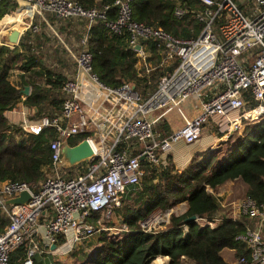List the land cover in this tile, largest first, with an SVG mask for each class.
I'll list each match as a JSON object with an SVG mask.
<instances>
[{"label":"built area","instance_id":"built-area-1","mask_svg":"<svg viewBox=\"0 0 264 264\" xmlns=\"http://www.w3.org/2000/svg\"><path fill=\"white\" fill-rule=\"evenodd\" d=\"M12 1L18 3V8L25 4L32 9L28 30L35 35L42 32L34 22L36 17L44 18L47 13L64 20L84 19L89 29L100 23L113 34L129 36L139 77L164 74L155 90L145 96L132 83L111 88L94 72L93 54L86 40L78 51L65 45L73 69L65 76L60 109L51 108L33 121L31 108L24 105L28 96L22 95L7 111L6 115L19 117L16 125L23 131L50 129L57 138L50 144L51 167L39 188L0 182V209L9 219L6 230L0 232V264H10L11 253L24 242L30 245L24 264H34L41 241L51 253L59 239H64L66 255L103 231H115V227L93 224L91 219L102 216L111 220L122 206L126 186L144 176L142 158L161 166L178 144L197 143L215 119L222 131L264 120V0H200V7L192 12L204 27L198 38L189 40L133 21V0H116L113 6L103 9H84L77 0ZM113 10L115 18L111 17ZM175 14L183 18L186 10L178 7ZM148 43L160 51L158 65L149 60L145 50ZM189 102L198 103L199 113L194 118L183 111ZM162 109L166 111L156 114ZM172 110L181 113L183 126L170 133L159 132L160 123ZM231 113L237 114L236 120ZM84 134L89 136L86 140L94 158L73 168L64 167L65 143ZM23 192L31 195L26 204H5ZM234 205L236 212L232 215L196 216L194 222L201 228L215 229L229 219H246L251 227L237 240L250 255L238 258L234 264H264V203L257 205L245 198ZM182 206L151 215L141 224L142 229L147 234L157 231ZM185 212L184 207L181 214Z\"/></svg>","mask_w":264,"mask_h":264},{"label":"trees","instance_id":"trees-1","mask_svg":"<svg viewBox=\"0 0 264 264\" xmlns=\"http://www.w3.org/2000/svg\"><path fill=\"white\" fill-rule=\"evenodd\" d=\"M77 1L84 9H103L116 2ZM18 7L17 2L4 0L0 6V20ZM178 7L186 10L183 18L175 14ZM195 7H200V0H133L132 19L161 28L175 38L189 40L198 38L204 27L192 12ZM111 17H116L115 10L111 11ZM5 20L0 23L2 30ZM15 22L16 29L23 32L21 17ZM31 40L28 31L18 47L0 46V182L25 183L39 188L50 170V144L57 134L50 129L27 133L13 124L6 113L21 100L26 87L31 92L24 105L37 108L35 117L51 108L60 109L66 78L43 65ZM87 43L93 54L94 72L105 85L118 89L125 83H132L144 96L155 90L162 74L138 76L127 34H113L99 23L90 29ZM16 72H19L17 85L12 82ZM88 137L87 134L79 135L68 143L77 146ZM142 164L144 176L126 186L122 206L115 210L124 231L101 232L96 248L85 252L81 246L80 252L78 248L70 254L75 264H152L157 258H169L170 264H228L224 259L226 252H234L235 258L250 255L246 246L237 240L251 227L246 219H229L215 229L201 228L186 220L192 216H223L218 192L231 182H242L246 198L257 205L264 203V120L247 124L241 136L235 133L209 155L196 156L183 171L176 169L171 160L166 166H154L146 161ZM183 204L186 212L171 214L162 229L150 234L142 229L141 224L154 212L169 213ZM8 225V217L0 212V232ZM62 245L65 241L60 238L56 247ZM29 247V242H24L15 249L10 255V264H24ZM34 264L63 263L54 261L42 244L34 256Z\"/></svg>","mask_w":264,"mask_h":264},{"label":"crops","instance_id":"crops-1","mask_svg":"<svg viewBox=\"0 0 264 264\" xmlns=\"http://www.w3.org/2000/svg\"><path fill=\"white\" fill-rule=\"evenodd\" d=\"M217 1H220V0H217ZM22 13H24V16H22ZM31 15H32V10L29 8V6L22 4V6L20 8H18L16 13H14L10 18L8 17L5 20L4 25H3V30L0 29V42L2 41L1 37H2L3 33L10 31L11 29L12 30L16 29L15 25L17 22H15V21L17 20L18 16L21 17V21H22L21 25L24 26V30H26L29 27V24H30L29 19H30ZM34 22H35V24H39L41 26V28H42L41 34L35 35L32 31H30L28 29L26 32H28V31L31 32V37H32L31 42L35 43V46H36L35 47V54L38 57H40V59H41L40 53L43 52V48L46 49V51H44L45 55L52 57L53 54L57 53L58 48H60V47L62 48V45H64V47L66 45L69 48H71L72 50L78 51L82 47L83 43L86 40H88L90 29L88 27L87 21L84 19L73 17V18L64 20V19L58 18L57 16H55L53 14L47 13L44 15V18L36 17ZM24 30H23V32H24ZM23 32L21 31L22 37L25 35V34L23 35ZM61 38H64V41ZM18 46H19V44L16 47H18ZM151 47H154V50H151ZM145 50L149 56L150 62H152L154 65H158L160 63L159 62V52H160L159 49L154 44L148 43L145 46ZM43 63H44V61H43ZM43 65H45V64H43ZM72 69H73V66H72V63L70 62V66H69V68H67V70L70 72V74H71ZM48 70H50V69H48ZM50 71H52V70H50ZM157 73L162 74V76L164 74V72H157ZM159 80H160V78L158 79V81ZM197 106H198V103H196V102L185 103L183 106V111H184L185 115L188 118H194L199 113ZM31 110L33 113L32 108H31ZM36 115H37V113L36 114L33 113L32 116L30 117V119L35 121V119L33 117H35ZM7 116L10 119V121L13 122L14 124L19 122L18 116L11 115V114H9ZM176 117L178 119L180 118L179 122L182 123V125L181 124L180 125H174L175 120H177ZM230 117L233 120H236L237 114L231 113ZM216 120L217 119L211 121L206 126L204 133L202 135V138L197 143L192 144V145L180 143L177 146H175L174 150L166 157V159L164 161H162L163 164L161 166L168 165L169 161L171 160L173 165L176 167V169H178L179 171H183L188 167V165L191 163V161L196 156L209 155L213 151L221 148L223 143L228 141L232 135H235V133H238V135L241 136L245 130V127H246V124L242 123L239 125L238 129L233 130L234 129V126H233L231 131H222L219 128ZM171 121L173 123H171ZM183 124H184V119L181 116V113L178 110H172L166 114V117H165L164 121L160 123L158 130L161 133H170V132L174 131L175 129L183 126ZM171 126H172V129L170 130ZM144 161L145 160H143L142 162H144ZM9 207H11V206H9ZM0 212H2L1 209H0ZM225 213L228 214V212H225V211L222 212V214H225ZM100 217L101 216H97V217L94 216L91 219V222L93 224L99 223ZM43 231H44V229L41 228V232H43ZM42 244L43 243L41 241V245ZM52 249H53L52 252L51 253L48 252L47 254H52L53 257H56V256L60 257L61 256V258H64L65 255L63 252L59 251V248H57L55 246ZM228 253H232L233 257L235 258L234 252H228ZM224 259H225V257H224ZM237 259L238 258H236V260ZM169 261H170V259H169ZM226 262L228 264H231V263H229V260H226Z\"/></svg>","mask_w":264,"mask_h":264},{"label":"rangeland","instance_id":"rangeland-1","mask_svg":"<svg viewBox=\"0 0 264 264\" xmlns=\"http://www.w3.org/2000/svg\"><path fill=\"white\" fill-rule=\"evenodd\" d=\"M16 11L13 12V13H16ZM13 13L10 14V15L5 16L2 20H0V23H2L6 18L11 17L13 15ZM27 29L24 30L23 35L26 34ZM11 31H12V29L10 31H7V32L2 34V37H1L2 41L0 42V46L7 45L6 42H5V37ZM61 39L64 41V38H61ZM15 47H13V48H15ZM44 51H46L45 48H43V52L40 53L41 60H43L44 61L43 64H45L44 66H46L48 69L52 70L56 74H59V75H62V76H68L70 72L67 70V68H69V66H70V60L67 58V53H66L64 45H62V48L61 47L58 48L57 53L53 54L52 57H49V56L45 55ZM18 75H19V72H16L13 75V78H12V82L14 84H16V85H17V82H18V80H17V76ZM165 111H166V109H162L161 111L156 112V114H159L160 112H165ZM179 120H180V118L179 119L177 118V120H175L174 125H180V124L182 125V123H180ZM171 123H173V122L171 121ZM171 129H172V126H171L170 130ZM218 196L220 197V200H221V208H222V210L225 211V212H228V214L232 215L233 213L236 212V207H235L234 204H236L238 202H241L242 200H244L246 198V196H245V187H244L243 183L240 182V181L231 182V183H228V184L224 185L219 190ZM182 211H184V207L183 206L181 207V209L179 211H177V213L181 214ZM159 212H160V210L154 212L152 215H154V214L158 215ZM99 222L101 224L105 223L106 226L115 227L116 230L109 232L110 234H116V233L122 232L121 231L122 230L121 219H120V216H118L116 213L111 218V220L110 219H106V218L101 216L100 219H99ZM164 223H166V222H164ZM163 227H164V225L162 224L161 226H159L157 228V230H160ZM99 234H97L92 239V241L90 240L91 242L88 240L83 245V247L81 249H83L86 252V251H89L90 249L93 250L94 248H96V246H98L97 239L99 238ZM79 250H80V248L77 251L80 252ZM59 251L63 252V253L64 252H68V247L66 245H62V246L59 247ZM224 257H225L226 260H229V263H231V264H234V262L236 261V258L233 257L232 253H228L227 252V253L224 254ZM54 261L61 262L63 264H75V262H76L74 259L71 258L70 254H66L64 256V258H61V256L60 257L56 256V257H54ZM160 263L161 264H170V261H169L168 258H157L155 261H153L152 264H160Z\"/></svg>","mask_w":264,"mask_h":264},{"label":"water","instance_id":"water-1","mask_svg":"<svg viewBox=\"0 0 264 264\" xmlns=\"http://www.w3.org/2000/svg\"><path fill=\"white\" fill-rule=\"evenodd\" d=\"M22 37V33L14 29L12 30L6 37L5 42L7 46L9 47H15L19 44ZM23 95L29 96L30 95V88L26 87L23 92ZM33 113H37V108H33ZM94 158V152L87 140L82 141L77 146H71L69 143H65L63 148V165L66 168H73L77 165H80L84 162H89ZM142 161L144 158L141 159ZM31 199V195L28 192H23L20 194V196L9 199L5 202L6 205H9L11 207H15L18 205H24ZM1 207V203H0ZM196 219V216H192L189 219L186 220V222H194Z\"/></svg>","mask_w":264,"mask_h":264},{"label":"bare ground","instance_id":"bare-ground-1","mask_svg":"<svg viewBox=\"0 0 264 264\" xmlns=\"http://www.w3.org/2000/svg\"><path fill=\"white\" fill-rule=\"evenodd\" d=\"M25 5V4H24ZM27 6V5H26ZM30 8V7H29ZM31 9V8H30ZM32 10V9H31ZM161 264V263H160Z\"/></svg>","mask_w":264,"mask_h":264}]
</instances>
